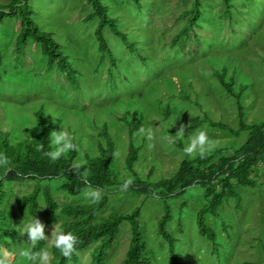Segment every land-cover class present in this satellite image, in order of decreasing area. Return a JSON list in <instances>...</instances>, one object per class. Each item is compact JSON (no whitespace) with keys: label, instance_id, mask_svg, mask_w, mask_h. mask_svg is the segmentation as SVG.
<instances>
[{"label":"rangeland","instance_id":"obj_1","mask_svg":"<svg viewBox=\"0 0 264 264\" xmlns=\"http://www.w3.org/2000/svg\"><path fill=\"white\" fill-rule=\"evenodd\" d=\"M28 1L34 9L33 20L41 30L51 33L77 70L78 86L73 87L55 65L46 68V59L34 41L27 40L22 54L16 55L14 40L19 21L5 17L0 23V128L9 131L12 140L23 136L25 125L33 120V110L45 105L58 119L53 131L63 129L74 135L79 144L73 168L75 162L84 160V147L89 153L95 150L96 141L101 138L100 125L105 122L115 141L111 171L118 181H124L132 175L123 164L127 132L121 117L137 118L142 114V122L134 129L138 154L133 171L137 178L146 181L170 176L186 156L182 148L194 128L205 129L219 142L212 152L230 151L246 136V131L235 135L200 121L203 110L215 120H223L234 128L238 125L234 99L210 73L211 67L222 65L227 67V76L234 73L235 87L247 85L241 97L244 120H264V0H232L231 21L223 18L220 0H201L198 26L180 34L174 43L172 38L184 23L179 14L189 8L191 0H138V5L132 0H103L120 29L135 42L143 60L107 27L102 31L112 59L97 50V18L88 17L92 12L89 0ZM183 95L189 98L184 99ZM181 125L185 126V138L175 135ZM142 126L152 128V140L137 132ZM170 140L174 142L169 143ZM60 181L57 177L41 182L49 184L60 204L91 201L84 193L98 189L88 185L79 194L69 195L58 189ZM4 185L8 196L2 207L6 208L9 199L29 190L34 183L4 180ZM233 186L240 194V206L236 208L234 199L228 197L218 208L228 224L227 231L219 218L205 216L216 233V254L195 224L196 212L204 203L202 189L191 185L183 193L165 199L171 213L166 228L178 237L175 251L185 264H264V163L258 167L254 186ZM137 205L139 227L146 242L143 254L151 264H170L167 243L156 231L163 200L154 192L122 190L118 182L109 189L107 203L98 217L111 211H129ZM39 206H43L41 195L35 217L43 223ZM57 216L59 220L64 218L58 213ZM31 219L28 215L23 217L9 251L27 246V233L22 232ZM44 225L45 236L50 238L56 224ZM129 239V224L123 220L103 264H119ZM91 247L92 244L78 251V263L69 264H97L90 255ZM42 249L48 250L51 257L50 239L44 240ZM2 250L6 249L1 247ZM13 264L30 262L16 257Z\"/></svg>","mask_w":264,"mask_h":264},{"label":"trees","instance_id":"obj_2","mask_svg":"<svg viewBox=\"0 0 264 264\" xmlns=\"http://www.w3.org/2000/svg\"><path fill=\"white\" fill-rule=\"evenodd\" d=\"M138 5V0H132ZM222 16L231 21L232 0H220ZM92 12L88 17H96L94 37L97 50L101 54L112 57L108 43L102 29L107 27L110 32L118 37L123 45L140 59H144L137 50L134 41H131L127 33L120 29L117 18L109 14L108 6L103 0H89ZM33 6L28 0H7L0 3V23L5 17H13L19 21V28L15 35L14 50L16 55H21L27 40L38 44L40 54L46 59V68L53 65L65 74L73 87L78 86L77 70L72 67L68 57L61 50L60 44L52 37L51 33L41 30L32 18ZM202 15L201 0H191L188 9L183 10L179 17L184 18L182 28L173 38L174 43L180 34L187 32L194 26H198V20ZM112 59V58H111ZM2 53L0 51V65ZM210 73L216 78L224 91L235 101L237 127H232L223 120L211 118L205 111H201V122L208 126L226 130L237 135L246 131L243 142L230 151H215L203 158L183 157L170 176L151 180L137 178L133 164L137 159L138 148L134 144V129L143 119L139 114L134 116H122L127 132V147L123 159L124 167L131 173L133 182L127 189L136 193L154 192L163 200V212L157 218L156 231L167 243V256L170 264H185L175 251V243L178 237L166 228V223L171 219L166 198L176 196L184 192L191 185H198L203 191L204 203L199 207L195 216V224L200 235L204 236L212 245V253L218 251L216 233L205 221L206 215L217 217L221 221L224 231L228 224L219 213L218 208L225 198L234 199L235 207L240 206V194L234 189L233 184L243 187H252L258 174V167L264 163V120L256 123H248L244 120V106L241 97L246 84L234 85V73L227 76V67H211ZM188 99L187 95L182 96ZM48 107L40 105L32 112V122L26 124L25 132L20 138L12 140L9 131L0 128V152L5 153L10 159V166L0 168V251L1 247L11 250L12 240L18 237V226L25 215L35 216L38 207V198L43 199L42 219L46 225H54L65 231H72L78 242L75 250L68 257L63 256L58 249L51 246V264L78 263V251L85 249L90 244V255L94 262L103 264L108 249L111 247L119 230L120 223L125 220L129 224L130 239L128 246L119 264H151L148 257L143 254L146 242L140 231L139 216L140 207L134 206L129 211H111L107 216L98 217L99 211L107 203V193L118 182L111 171V161L115 148L112 133L105 122L100 125L101 138L97 139L95 150L89 153L84 147L82 154L86 163L79 169L71 167L77 157V151H69L59 160L51 161L45 153L51 150V132L56 130L58 119ZM74 137V135H72ZM74 142H76L74 138ZM181 145L179 139L176 140ZM77 143V142H76ZM78 144V143H77ZM43 145V148L40 146ZM79 145V144H78ZM61 178L58 189L69 195L79 194L86 186H92L100 190V198L96 201L84 203L60 204L53 196L49 184L42 185V181H50ZM4 180L16 182H33L34 185L27 191L14 195L9 199L6 208L2 205L8 193ZM13 202V206H12ZM57 213L63 219L59 220ZM44 241H40L33 251L41 250Z\"/></svg>","mask_w":264,"mask_h":264},{"label":"clouds","instance_id":"obj_3","mask_svg":"<svg viewBox=\"0 0 264 264\" xmlns=\"http://www.w3.org/2000/svg\"><path fill=\"white\" fill-rule=\"evenodd\" d=\"M140 134L146 136L148 140L153 139V131L152 128L140 127L137 131ZM185 126L181 125L180 129L176 132V136L185 138ZM186 142L182 148L183 153L189 158H195L199 156L203 158L207 154L211 153L216 146L218 145V141L212 139L209 136V133L203 128H194L190 134H187L185 138ZM174 141L170 140L169 143H173ZM51 150L47 151L45 155L51 161L59 160L64 154L69 151H77L78 144L74 142V137L67 131L61 129L59 131L51 132ZM43 148V145L40 146ZM86 163L83 160L75 162L73 168L79 169ZM10 166L9 157L0 152V168H7ZM133 182V178L128 176L127 179H124L121 189L125 190L131 185ZM84 196L86 199H90L91 201H96L100 198V192L98 189H93L90 192H85ZM41 208L45 206H39ZM45 225L34 215L32 219L25 226L23 233H27L28 242L27 246L22 247L18 250H2L0 251V264H13V261L16 257H19L22 261H29L30 264H51L50 253L46 249H41L38 251H33L36 245L40 241H44L46 239H50L51 246L55 249H58L60 253L68 257L75 250V245L78 242V237L72 231H65L63 228L57 226L53 228L51 233V237L45 236L44 233Z\"/></svg>","mask_w":264,"mask_h":264}]
</instances>
